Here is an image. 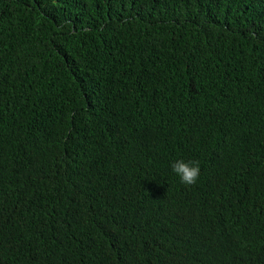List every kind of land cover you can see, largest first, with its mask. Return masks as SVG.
I'll list each match as a JSON object with an SVG mask.
<instances>
[{"label":"trees","instance_id":"1","mask_svg":"<svg viewBox=\"0 0 264 264\" xmlns=\"http://www.w3.org/2000/svg\"><path fill=\"white\" fill-rule=\"evenodd\" d=\"M0 264H264V0H0Z\"/></svg>","mask_w":264,"mask_h":264},{"label":"clouds","instance_id":"2","mask_svg":"<svg viewBox=\"0 0 264 264\" xmlns=\"http://www.w3.org/2000/svg\"><path fill=\"white\" fill-rule=\"evenodd\" d=\"M170 167L183 184L191 186L197 183L200 174L199 161L186 162L182 159H177L171 163Z\"/></svg>","mask_w":264,"mask_h":264}]
</instances>
